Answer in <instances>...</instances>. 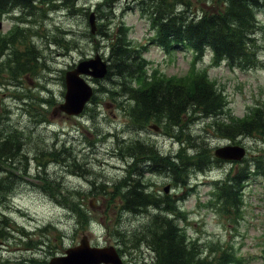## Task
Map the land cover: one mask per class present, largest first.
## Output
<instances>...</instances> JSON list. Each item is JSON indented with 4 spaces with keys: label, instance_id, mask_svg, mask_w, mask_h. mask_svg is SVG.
Wrapping results in <instances>:
<instances>
[{
    "label": "rangeland",
    "instance_id": "1",
    "mask_svg": "<svg viewBox=\"0 0 264 264\" xmlns=\"http://www.w3.org/2000/svg\"><path fill=\"white\" fill-rule=\"evenodd\" d=\"M99 1L79 0L77 9L82 11L59 7L44 20L30 18L33 21L28 25L31 28L28 39L41 54L40 67L19 80H12L5 70L0 72V123L7 130L21 132L28 160L35 156L36 147L49 152L64 147L68 154H63V159H74L89 173L73 176L66 171V164L51 163L44 175L34 160L29 161L27 173L18 180L12 195L0 204V218L4 213L9 225L13 224L9 239L0 240V264H27L33 258L49 263L52 258L65 255L69 248L78 246L84 236L92 247H114L124 264H153V253L145 245L133 246V240L124 244L126 237L118 242L113 235V230L119 226L125 232L140 231L149 215L119 213V204L110 197L85 194L92 180L103 181L111 188L126 175V163L116 156L115 136L139 138L165 154L177 151L179 144L161 130L154 132L147 128L138 133L139 130L133 129L122 108L129 104L124 98L108 94L119 92L113 78L97 80L82 76L94 89L95 97L80 116H67L57 107L63 103L65 94L64 73L96 55L107 61L109 50L105 36L116 32L121 22L129 28L128 39L132 44L143 48L140 50L148 62V76L156 71L164 77H183L190 70L193 54L179 48L168 54L151 44L153 32L148 18L136 9L138 0H117L111 13L97 11ZM199 1L202 3L195 0L191 3L207 7L206 0ZM86 8L89 9L86 11ZM90 14L94 16V33L90 30ZM258 19L264 27V16L259 14ZM14 22L9 15L0 17V34L10 32ZM101 25L103 33L98 32ZM258 41L264 46V29ZM259 57L264 59V49ZM195 67L207 71L208 78L223 91L234 117L242 118L254 105L263 103L264 68L242 71L231 69L226 63L214 65L209 51L197 60ZM207 123L205 119H196L189 124L186 133L189 132L193 143L204 142L210 153L231 144L216 136ZM237 141L247 149L248 158L264 157L262 134ZM238 165L233 167L238 169ZM229 169L224 163L205 172L192 169L184 186H173L172 180L163 174L145 173L140 181L158 196L166 195L163 189L168 187L170 197L182 210L179 225L186 237L197 242L207 254L210 246L218 245L232 249L240 260L238 264H264V176H251L241 184L239 194L243 203L239 213L233 215L219 211L220 204L214 195V183L222 180ZM37 174L44 175L50 185L38 179ZM78 203L87 214L85 225L70 209ZM16 227H23L27 234L22 235ZM43 228H46L44 233Z\"/></svg>",
    "mask_w": 264,
    "mask_h": 264
},
{
    "label": "trees",
    "instance_id": "2",
    "mask_svg": "<svg viewBox=\"0 0 264 264\" xmlns=\"http://www.w3.org/2000/svg\"><path fill=\"white\" fill-rule=\"evenodd\" d=\"M116 1L100 0L96 4V10L111 13ZM78 2L79 0H0V17L14 15L12 19L16 21L10 32L0 34V72L5 70L12 80H19L20 77L37 71L41 54L28 39L31 29L28 25L33 21L30 18L44 20L47 14L59 7L69 11H82L81 8L77 9ZM206 4L207 7H202L193 5L191 0H138L136 5L137 11L149 20L153 32L151 44L168 53L179 48L193 54L190 70L183 77H164L157 75L156 71L148 76V62L140 50L143 48L139 49L132 44L128 39L129 28L122 22L116 32H108L105 36L109 57L104 79H115L119 91L108 94L124 98L129 104L127 108L122 107L123 113L133 129L139 130L138 133L155 125L170 139L176 140L179 148L173 153L165 154L155 145L139 138L123 139L115 136L117 157L129 165L126 175L113 183L111 188L103 181L92 180L85 196L101 194L110 197L119 204V213L148 214L140 231L125 232L119 226L113 230V235L118 242L121 237H126L124 244L133 240V246L145 245L153 253V264L240 263L230 248L222 249L213 245L209 247L208 254L200 249V245L188 239L179 225L182 210L177 207L175 200L169 194H153L140 181L145 173L163 174L172 180L173 186H184L188 184L192 169L205 172L223 163L214 156L216 149L210 153L211 150L204 142L193 143L189 132L186 133L189 124L196 119L208 121L207 125L213 129L214 134L231 144H238V138H253L256 134L264 137V102L254 105L242 118L234 117L228 109L223 91L208 78L205 70L199 71L195 67L196 61L209 51L214 65L224 62L231 69L242 71L264 68V59L259 57L264 46L258 41V35L264 29L258 19L259 14L264 16V0H206ZM102 28L103 25L98 27L99 33H103ZM41 101L49 104L48 101ZM224 114L225 117L222 116ZM24 146L21 132L7 130L0 123V204L12 195L16 181L27 173L28 163L32 160L44 175L51 163L66 164L68 169H72L66 171L73 176L89 175L87 169L74 159H63V154H68L64 147L50 152L36 147L35 156L28 160ZM238 163L240 162L228 163L230 169L226 176L214 183V195L220 204L219 211L231 212L233 215L239 213L243 203L239 194L241 184L251 176L264 173V157H246L240 165ZM234 165H238V169ZM2 171H6L5 175H2ZM40 174H37V178L50 185L44 175ZM128 179L131 180L127 181ZM80 206L79 203L73 204L70 209L82 219L81 224L85 225L88 223L87 214ZM12 226L13 224L9 225L7 216L1 214L0 240L9 239ZM15 230L22 235L27 234L23 227H16ZM45 231L46 228L41 230L42 233ZM27 264L48 263L33 258Z\"/></svg>",
    "mask_w": 264,
    "mask_h": 264
},
{
    "label": "water",
    "instance_id": "3",
    "mask_svg": "<svg viewBox=\"0 0 264 264\" xmlns=\"http://www.w3.org/2000/svg\"><path fill=\"white\" fill-rule=\"evenodd\" d=\"M93 14L89 17L91 32H95L93 25ZM107 64L98 55L93 59L80 62L75 69L68 71L64 76L65 95L64 102L58 107V110L68 116L80 115L86 104L93 96V89L86 83L82 76H88L93 79L101 80L107 74ZM157 130L155 126H152ZM218 159L225 161H240L245 155L243 148L238 146H227L215 151ZM168 192V187L164 189ZM50 264H124L114 247H91L87 237H83L79 245L70 248L65 255L53 259Z\"/></svg>",
    "mask_w": 264,
    "mask_h": 264
},
{
    "label": "flooded vegetation",
    "instance_id": "4",
    "mask_svg": "<svg viewBox=\"0 0 264 264\" xmlns=\"http://www.w3.org/2000/svg\"><path fill=\"white\" fill-rule=\"evenodd\" d=\"M5 173H6V171H2V175H5ZM19 180H21V179H19ZM16 185H17V182H16Z\"/></svg>",
    "mask_w": 264,
    "mask_h": 264
},
{
    "label": "bare ground",
    "instance_id": "5",
    "mask_svg": "<svg viewBox=\"0 0 264 264\" xmlns=\"http://www.w3.org/2000/svg\"><path fill=\"white\" fill-rule=\"evenodd\" d=\"M127 167H129V165H127ZM127 169H128V168H127ZM127 169H125V173H126V170H127ZM129 180H131V179H128L127 181H129ZM122 184H123V183H122ZM122 184H121V185H122ZM124 184H125V183H124Z\"/></svg>",
    "mask_w": 264,
    "mask_h": 264
}]
</instances>
